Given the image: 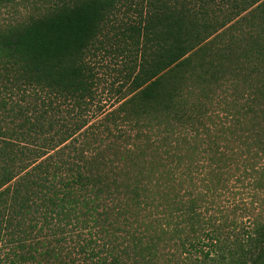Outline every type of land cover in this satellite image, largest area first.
<instances>
[{
	"label": "trees",
	"instance_id": "16d2710c",
	"mask_svg": "<svg viewBox=\"0 0 264 264\" xmlns=\"http://www.w3.org/2000/svg\"><path fill=\"white\" fill-rule=\"evenodd\" d=\"M28 3L0 17V264H264V0L0 15Z\"/></svg>",
	"mask_w": 264,
	"mask_h": 264
},
{
	"label": "rangeland",
	"instance_id": "374dc122",
	"mask_svg": "<svg viewBox=\"0 0 264 264\" xmlns=\"http://www.w3.org/2000/svg\"><path fill=\"white\" fill-rule=\"evenodd\" d=\"M36 8L34 5L28 3L25 6L21 5L19 7L3 9L1 12V18H13V19H24L27 16L35 15ZM120 64L113 57H101L97 60V73L100 78L101 89L108 94V90L112 83H115L116 80V69L119 68ZM106 87V88H105ZM106 90V91H105Z\"/></svg>",
	"mask_w": 264,
	"mask_h": 264
}]
</instances>
